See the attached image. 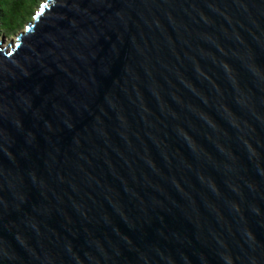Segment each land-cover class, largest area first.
<instances>
[{
	"label": "water",
	"instance_id": "95a60500",
	"mask_svg": "<svg viewBox=\"0 0 264 264\" xmlns=\"http://www.w3.org/2000/svg\"><path fill=\"white\" fill-rule=\"evenodd\" d=\"M4 44L0 264H264V0H46Z\"/></svg>",
	"mask_w": 264,
	"mask_h": 264
},
{
	"label": "trees",
	"instance_id": "16d2710c",
	"mask_svg": "<svg viewBox=\"0 0 264 264\" xmlns=\"http://www.w3.org/2000/svg\"><path fill=\"white\" fill-rule=\"evenodd\" d=\"M46 0H0V35L18 33Z\"/></svg>",
	"mask_w": 264,
	"mask_h": 264
},
{
	"label": "rangeland",
	"instance_id": "374dc122",
	"mask_svg": "<svg viewBox=\"0 0 264 264\" xmlns=\"http://www.w3.org/2000/svg\"><path fill=\"white\" fill-rule=\"evenodd\" d=\"M23 29V28H22ZM16 35H17V33L16 34H14V35H11V36H9V37H6V36H4V37H2V35H0V40H2V38H3V44H4V46H6V45H8V43L10 42V41H15V39H16Z\"/></svg>",
	"mask_w": 264,
	"mask_h": 264
}]
</instances>
